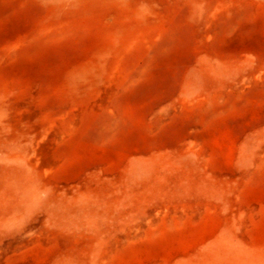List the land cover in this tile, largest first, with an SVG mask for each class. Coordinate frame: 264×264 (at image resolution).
<instances>
[{
  "label": "rangeland",
  "instance_id": "obj_1",
  "mask_svg": "<svg viewBox=\"0 0 264 264\" xmlns=\"http://www.w3.org/2000/svg\"><path fill=\"white\" fill-rule=\"evenodd\" d=\"M0 264H264V0H0Z\"/></svg>",
  "mask_w": 264,
  "mask_h": 264
}]
</instances>
